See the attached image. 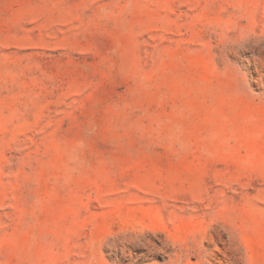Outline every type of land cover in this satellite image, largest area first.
<instances>
[{
	"label": "rangeland",
	"instance_id": "obj_1",
	"mask_svg": "<svg viewBox=\"0 0 264 264\" xmlns=\"http://www.w3.org/2000/svg\"><path fill=\"white\" fill-rule=\"evenodd\" d=\"M0 264H264V0H0Z\"/></svg>",
	"mask_w": 264,
	"mask_h": 264
}]
</instances>
